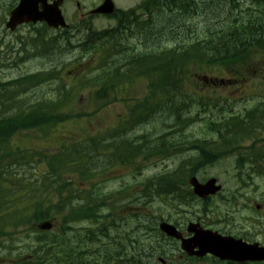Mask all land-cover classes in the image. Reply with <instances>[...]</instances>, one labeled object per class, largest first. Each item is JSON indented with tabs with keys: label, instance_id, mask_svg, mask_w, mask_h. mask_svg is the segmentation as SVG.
<instances>
[{
	"label": "trees",
	"instance_id": "obj_1",
	"mask_svg": "<svg viewBox=\"0 0 264 264\" xmlns=\"http://www.w3.org/2000/svg\"><path fill=\"white\" fill-rule=\"evenodd\" d=\"M239 1L224 0L225 5L222 6L229 13V16L225 18L223 25L212 28L208 26L202 39H198L199 35L193 27L187 31H178L180 16L176 15L173 18L167 12L160 24L170 25L168 28L160 29L161 27L157 25L159 19H156L153 27L150 22L149 27L143 30L134 24L125 26L123 23L101 31L87 29L79 53L84 56L86 61L84 66L88 63L87 60L92 62L87 71L96 69V72L94 75L86 77V81L83 80L82 82L83 85L79 83V86H101V90L93 93L96 97H101L105 93L108 94L109 87L134 83L137 78L145 77L148 90L145 98L138 103V107H146L144 111L147 112L148 117L160 112L163 117L173 118L174 124L172 126L176 124V126L184 129L187 123L193 121V118L189 116L191 107L195 106L196 113L200 114L205 107L208 109L210 106H215L210 98L199 93V88L195 89L200 85L194 79L195 75H216L217 72L222 71L238 73L242 68H246L249 63L258 61L259 57L264 54V0H246L247 6L243 5L246 7H243ZM157 5H160L159 0H157ZM195 5L196 0H163V8L165 11V8L169 9V13L170 11L188 10ZM207 14L218 16L222 12L212 11ZM123 15L128 17V13ZM175 33L177 34L172 36V42L165 41L156 51L148 52V48L144 45L148 43L150 47V42H158V40H162L161 37ZM181 33H185L184 40H180V37L176 40V37ZM191 35L194 36L195 40L190 42L187 38ZM140 37L144 38V41ZM133 38L138 39L143 45L134 46L133 43L129 44L124 40ZM44 78L41 74H36L16 81L0 82V237L12 234L21 226L23 230L30 231L36 227L38 222L51 219L62 222L59 230L64 233L71 229L69 226L71 223L77 220L94 219L97 215L98 207L93 200L87 199L81 204L71 205L73 204L71 203L73 197H78L84 193V197L91 199L92 196V192L86 189H75L71 192L72 182L76 181L77 178L83 180L94 175L92 170L88 172L84 164L86 161L92 164L94 156L91 154L92 148L90 146H74L72 151L75 153L70 150L66 161L65 157H52L51 162L55 158L57 161L51 163L49 162L50 158L37 154L34 150L28 154L20 147L14 148L9 143L10 138L22 130L41 129L44 126L63 123L68 119L90 117L85 110H80V108L60 111L58 108L60 104L52 101L24 104L21 100L16 99L18 95L14 90H25L28 86L38 84ZM23 80L27 81L20 85L19 82ZM189 87H193V89L191 88V90ZM73 92H75L74 88H69L61 102L64 103L66 98L73 97ZM94 107L92 112H97L102 104H95ZM257 111L260 112L258 114L259 120L250 119L254 122L235 117L224 120L226 124L222 126L220 123L210 120L205 123V119L203 123L208 131L218 133L224 129H232L234 126L235 130L229 131L227 137V147L231 148L235 144L242 143L244 138L254 132L257 126L264 131V111ZM229 124L232 126L226 128ZM168 142L171 141L168 140ZM170 144L171 150H177L176 144L173 142ZM181 145L183 146L184 143ZM188 145L190 148L198 150L201 162L213 160L212 153L214 152L209 150L210 145L205 139H194ZM168 146L166 148L169 149ZM149 153L151 156H156L157 152L150 150ZM35 157L40 158L38 159L39 162L46 159L45 173L43 172L38 184L36 181L20 180L15 176L17 172H11L18 170L22 165H28L31 162L28 160ZM136 157L135 155L129 156L126 160L133 162ZM261 172L259 171V173ZM66 173H71L69 180L65 176ZM99 173L101 172L99 171ZM161 180L164 183L167 182L165 185L168 187H172V178L166 176ZM157 182L158 178H154L149 181V184L144 185L146 189L151 188L152 190L149 189V191L144 192L142 189V193L144 196H148L149 200L153 193L159 194L162 191L158 188L157 190L152 188V185ZM66 188L69 189L68 198H65ZM80 190L81 193L78 192ZM94 190L96 189L94 188ZM55 196H57L56 200H54ZM99 229L101 236H105L106 228L102 226ZM84 236L89 238L92 244L95 243L92 230L84 231ZM128 239L131 241H127L124 246L119 245V242L101 243L102 248L99 249L102 254V256L100 255V263L144 264L143 256L148 255L147 253L150 254L149 249L153 247L139 243L135 237L127 238L124 242ZM35 242L43 245L39 247L46 248L48 245L54 247L53 241L35 239ZM58 247L60 246L58 245ZM80 248V245L76 244L74 246L68 245L62 251L44 249L45 253L56 256L37 258L32 262H26V264H93L89 263L86 258L83 259L84 253ZM57 254L61 255L57 256ZM158 254H162V252ZM212 260L216 262L214 259ZM95 262L97 260L94 261V264ZM226 264L233 263L228 262Z\"/></svg>",
	"mask_w": 264,
	"mask_h": 264
},
{
	"label": "rangeland",
	"instance_id": "obj_2",
	"mask_svg": "<svg viewBox=\"0 0 264 264\" xmlns=\"http://www.w3.org/2000/svg\"><path fill=\"white\" fill-rule=\"evenodd\" d=\"M121 1L122 2L119 3L120 6H128L137 0ZM215 1L216 0H198L199 3L196 4L197 6L195 5L192 8H188L185 15H180V27L178 28V31H187L193 27L195 32L199 35L198 39H202L204 38V31L208 26L212 28L213 26L223 25V21L229 16V13L226 12L225 8L222 6L223 0H217L216 3L209 8V6ZM12 2L13 0H0V81L5 82L13 78L42 71L43 69L54 68L56 71H60L63 75V81L65 83L64 89L61 88V81L58 82L53 80L50 83L43 84L39 87H30L24 95L29 96L32 99L40 98L39 101L41 102L52 101L57 104L59 103L60 105L58 108H60V111H68L71 108H80V110H83L82 107L85 101L89 100L91 97L89 95V93H91L89 89L82 90L80 95L76 96V94H74L73 98H67L64 103L61 102L65 93L69 89L68 85L80 79L79 75H77L80 66L77 65L75 61L77 59L79 40L82 38L81 34L76 35L71 39L72 45L70 48H67L66 43L62 42L61 44H58L63 49L62 51L56 50L51 55L45 57L36 55L33 57H25L27 54L30 56L35 54V49L31 47L32 44L30 42L34 37V29L32 26H21L14 32L7 30L5 22L9 10L6 6L10 7ZM72 8L73 7L69 6L68 11L63 13L67 22L70 24L73 23V18H78V14H74ZM212 11H219L222 12V14H219L218 16L207 14ZM171 15H173L174 18L175 13L172 11L170 16ZM161 20L163 21L164 18L160 17L157 22L158 27H161L160 29L170 27V25L168 26L165 23H163V25L160 24ZM113 24V20L109 18L97 17L93 19V25L97 29L112 26ZM178 31L177 33H179ZM177 33L161 37L162 40H158V42H150V47L148 43H145L144 45L148 48V52L156 51V49L161 47V44L165 41L172 42V36ZM184 34L181 33L179 36L174 37H176V40L178 37H180V40H184ZM48 36H51V33H48ZM193 37L194 36L191 35L187 40L190 42L195 40ZM140 39L144 41V38L142 39L140 37ZM125 41L129 44L135 43L134 40ZM137 45L140 46L143 45V43L139 41L135 46ZM19 57L22 58L18 59ZM219 74L222 75V73ZM262 77L263 76L257 78L260 79ZM198 80L201 81L199 78ZM249 82L250 81L246 82V85L227 86L228 83L231 84L230 80L229 82H225L223 87L213 85L216 89H213L212 93L217 95L216 97L219 98V102L221 103L217 106L218 108L214 110L212 118L216 119L222 117V112H218V110L220 107L224 106L222 102L225 100L233 106L231 111L226 109L224 112V116L226 117L232 112H242L244 109L261 105V103L264 102V97H262L264 96L263 87L260 86L258 82ZM145 84L146 80L144 79L142 81L135 80V82L132 83L135 88L129 90L131 93L130 95H133V92H137L141 89L144 90ZM208 87L206 88L204 86L203 91L210 92V90H207ZM124 94L126 95L127 93ZM138 95L141 97V92ZM29 102L33 103L30 100ZM89 105L92 106L91 103ZM88 109L92 110L94 107H88ZM126 109L127 106L122 104L110 103L104 108H99L96 112L97 114L92 116V118H99L95 121L91 118H83L81 120H76L75 122L72 120L70 122L68 120L62 127L60 125L55 126L51 132L57 134L58 137L44 138L36 134L34 131H21L13 135L10 138L9 143L14 148L20 147L28 154L33 152V149L41 148L43 150L39 151H43L44 154L54 155L61 151V146L66 144L69 134L72 135V138L82 139L80 134L86 135L88 129H90V133L96 131V128H94V123L96 121L100 120L102 125L104 121L115 124L118 113H126ZM159 117L164 118L165 121L158 120L157 118ZM171 120L170 117H163L161 113H157L155 119L145 121V124L139 126V129L137 126L130 130L128 136H136V143L138 144L146 143V139L141 136L142 134L147 135L148 141H156L159 137L173 132V128L168 127L167 125L172 124ZM185 129V136L187 139L193 137L215 138V134L208 132L198 120H195ZM169 137V139L174 138V140L178 141L180 139V134L175 133ZM53 139L58 140L54 142ZM262 139L264 140V135L260 137L259 141ZM195 155V151H184L181 153H174L163 159L156 157L149 159L140 158L137 159L135 166L112 162L109 169H107V172L105 169H101V173L97 175L98 178L92 179L91 181L92 186L100 187V190H96L98 196L96 193H93L99 199L105 198V196L112 197L113 194L116 195L118 193H127V197L131 196L127 199L118 200L114 204L116 206L115 210L119 215L118 222L120 223V228H109V234L113 237H117L115 242L120 240L119 244L121 246H124L122 245V242H124L122 238L124 237V233L127 232L131 234V237L137 238L139 243H144L153 247L149 249V251H151L150 254L147 253L148 255L143 256L144 264H161L157 259L158 256H162L167 264H211L210 257H206L202 261H196L187 258L185 254L182 255L179 242L166 237L158 231V223L161 220L177 225L181 231H185L188 222L197 221L205 228L218 231L222 234L240 237L249 242L256 241L264 245V174L253 175L250 174L247 169L238 172L234 166L235 155L221 158L213 166H207L199 170L196 174V177L201 182L205 181L208 177L216 176V178L222 183L223 189L221 193L210 198L205 204L195 199L180 203L177 199L172 198L171 196H160L155 193L150 196V200L141 197V193L139 192L140 188L143 189V185L149 184V181H152L154 178L166 174H174L178 179L183 180L186 172L182 170H188L184 166L193 159ZM35 159H38V157L29 159L28 161L31 162L28 165H22L18 170H13L11 172H17L15 176L20 180H26V182L36 181V184H38L41 180V176H43L46 161L36 163ZM92 162L94 165L98 166V168H96L98 171L100 167L103 168L104 165L110 163L108 153L98 152L97 155L94 156ZM87 167L89 168V166ZM191 168L193 167L190 166V169ZM248 174H250L249 177ZM70 177L71 176H68V178ZM242 180H244V184L242 183ZM77 185L86 186V182L77 178L76 186ZM152 188L155 190H157V188L159 189L156 184L152 185ZM149 189L145 190L149 191ZM56 199L57 196L54 197V200ZM83 201L84 200H79V202ZM74 202H76V200H73V203ZM255 203L262 205L259 211L254 209ZM204 207L206 208V212ZM99 212L101 215H106L111 212V208L105 206L102 207ZM133 213H135L133 215L134 217L132 216ZM55 225V228L49 232V235L51 236H56L59 231V222L55 221ZM88 225H90L89 222H82L75 224L74 226L79 227ZM102 225L107 226L105 223H102ZM27 231L28 230H23V227L21 226V228H17L12 234L0 238V244H5L7 246V244L12 242V248L15 250L5 251V249H0V259L14 258L16 255L27 257L29 256V251L32 249L31 244H34L33 240L36 237L50 238L49 235L40 236L37 235L38 233L36 232L27 233ZM70 235L72 236L69 240L70 242L76 243L80 240V234L78 232ZM57 241L59 244H62V248H65L69 242L62 241L61 239H58ZM101 242L106 243V239H102L94 246L91 245V248L89 243H84L88 245L87 248H85L87 251L92 250L91 256L94 259L97 256H102L99 249H97L101 246ZM160 252H162V254H158ZM91 262L93 263V261Z\"/></svg>",
	"mask_w": 264,
	"mask_h": 264
},
{
	"label": "water",
	"instance_id": "obj_3",
	"mask_svg": "<svg viewBox=\"0 0 264 264\" xmlns=\"http://www.w3.org/2000/svg\"><path fill=\"white\" fill-rule=\"evenodd\" d=\"M104 5L105 11L110 12L112 9L110 3H105ZM30 20L34 22L45 20L54 27L65 25L56 6L52 10L37 12L29 6V0H21L16 9L11 12L6 26L13 29L17 24ZM190 183L194 192L200 197H205L209 193L214 192L212 181L201 184L195 178H192ZM197 226L198 224L189 223L188 231L194 232V235L187 239H181V234L169 223L162 222L159 228L169 236L180 238L181 247L188 255L201 257L206 253H211L221 260L237 262L264 260V247L258 246L257 243L248 244L242 240L221 236L218 233L204 230ZM50 227L51 224L49 222H44L40 225L41 229H49Z\"/></svg>",
	"mask_w": 264,
	"mask_h": 264
},
{
	"label": "flooded vegetation",
	"instance_id": "obj_4",
	"mask_svg": "<svg viewBox=\"0 0 264 264\" xmlns=\"http://www.w3.org/2000/svg\"><path fill=\"white\" fill-rule=\"evenodd\" d=\"M19 0H13V2L10 5V9L13 8ZM54 0H46L47 4H51ZM103 0H94V1H88V4L85 3H80L78 1H72V0H62V5L61 8L63 11H68L69 9V4L68 3H74L72 5V11L78 12V13H84V12H90L92 9H94L96 6H98ZM39 8H42L41 3L39 4ZM57 31V30H53ZM58 32V31H57ZM60 33V31H59ZM15 264H20V263H15Z\"/></svg>",
	"mask_w": 264,
	"mask_h": 264
}]
</instances>
